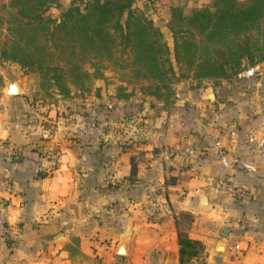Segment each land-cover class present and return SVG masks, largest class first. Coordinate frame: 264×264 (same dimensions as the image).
I'll list each match as a JSON object with an SVG mask.
<instances>
[{
    "label": "crops",
    "instance_id": "1",
    "mask_svg": "<svg viewBox=\"0 0 264 264\" xmlns=\"http://www.w3.org/2000/svg\"><path fill=\"white\" fill-rule=\"evenodd\" d=\"M260 64L264 69L262 60L256 72ZM59 97L72 96L47 98L55 106L39 121L0 126V176L9 181L7 187L0 185V264H181L175 217L132 222L123 255L116 253V238L102 236L103 227L92 217L100 200L109 197L104 186L129 174L134 151L121 145L117 129L105 132L90 123L78 129L69 123L56 106ZM80 99L83 106L88 98ZM252 101L244 96L238 102ZM231 118L223 120L222 139L217 132L210 134L206 154L198 155L196 149L188 157L175 144L169 156L167 150L156 155L145 149L137 164L136 176L146 187L141 196L155 195L150 190L162 182L180 207L194 214L186 231L203 248L183 264H264V153L250 150L244 139L264 133V111H239L235 126ZM168 173L175 182H166ZM220 176L249 186L253 198L241 200L216 188L213 181ZM129 186L137 189L134 183ZM220 242L222 249L217 248Z\"/></svg>",
    "mask_w": 264,
    "mask_h": 264
},
{
    "label": "rangeland",
    "instance_id": "2",
    "mask_svg": "<svg viewBox=\"0 0 264 264\" xmlns=\"http://www.w3.org/2000/svg\"><path fill=\"white\" fill-rule=\"evenodd\" d=\"M84 1L57 0L44 14L58 20L60 13L69 5L82 6ZM210 2L211 0L133 1L132 9L151 19L161 29V37L169 47L168 55L172 61L174 72L169 71V86L160 87L161 95L154 92L156 86L161 85V82L144 77L142 71L137 72L138 76L136 77L130 71L133 70L131 68L122 71L105 67L102 76L92 79L90 90L87 89V91L86 88L83 89L78 85H70L71 92L68 96L71 95V99L63 100L59 97L60 100L55 101L61 114L66 112V115L69 116L67 121L74 123L78 129H82L81 126H85L87 123H90L92 127L96 125L97 128H102V131L105 132L108 129H117L122 136L118 139L122 142L121 145L128 146L134 151L128 160L129 174H124L120 180H114L104 186V188L110 189L109 197L100 200V205L92 217L103 227V237L116 238L119 242L124 234L127 236L131 234L130 225L137 220L160 221L168 218L173 221V217H175L176 228L186 230L194 214L180 207L179 203L170 196V190L165 184L159 182L150 190L155 192V195L141 196V190L146 187L141 181V177L136 175L139 174L137 164L141 160L140 157L145 155V149L156 155L167 150L169 156V150L178 144L183 147L182 150L186 151L188 157H194L196 149L199 150L198 155L206 154V146L210 143L211 133L217 132L219 136L216 134L218 136L216 138L222 139L226 129V122L223 123V120L232 117L229 121L233 122L235 126L233 117L239 111L255 109L264 111V99L260 102V97L264 96L262 64L256 73L248 77L241 74L244 68L226 77L210 78L197 77L193 67L187 68L175 62L173 36L167 25L170 6L181 4L184 12H189L194 7L208 5ZM7 8L8 0H0L2 18L0 45L7 38L5 22ZM125 14L122 17V22L125 19ZM118 54L124 58L129 55V52L120 45ZM247 64L255 65L257 63L247 61ZM85 66L90 70L94 68L91 61H87ZM165 67H168V63ZM11 75L16 76L22 85V91L16 94L18 98L4 93L6 80ZM205 90H213L215 98L205 97L203 95ZM55 93L59 92L45 84L38 72L26 69L17 61L0 56V126L14 125L15 121L16 123L22 121L25 126L37 119L39 121L42 115H46L50 106H55L46 103L47 98ZM74 96L77 98H73ZM244 96L253 97V101L239 103L240 98ZM80 97L88 98L83 106L79 101ZM61 114L58 113V115ZM217 114H223L225 118L217 119ZM244 139L250 145V150L253 148L259 150L257 146L259 138L254 135L251 137L244 135ZM211 140L213 139L211 138ZM147 142L151 143L148 148L145 146ZM186 147L193 150H186ZM110 172L106 173L107 179ZM166 182H175L174 174L168 173ZM131 183L135 184L136 190H132L130 186L126 187ZM127 188H130L131 191H128ZM133 215L136 216L133 217ZM160 217L162 219H159Z\"/></svg>",
    "mask_w": 264,
    "mask_h": 264
},
{
    "label": "trees",
    "instance_id": "3",
    "mask_svg": "<svg viewBox=\"0 0 264 264\" xmlns=\"http://www.w3.org/2000/svg\"><path fill=\"white\" fill-rule=\"evenodd\" d=\"M56 1L8 0L0 56L38 72L64 96L70 85L90 90L105 67L131 68L136 77L142 71L161 82L154 91L158 95L161 86H169V71L174 72L169 47L161 29L132 9L134 0H85L82 6L69 5L58 20L44 14ZM1 21L0 15V31ZM167 25L176 64L193 67L197 77H226L250 66L247 61L264 60V0H211L189 12L173 4ZM120 45L127 57L118 54ZM177 240L181 264L203 248L185 229H177Z\"/></svg>",
    "mask_w": 264,
    "mask_h": 264
},
{
    "label": "built area",
    "instance_id": "4",
    "mask_svg": "<svg viewBox=\"0 0 264 264\" xmlns=\"http://www.w3.org/2000/svg\"><path fill=\"white\" fill-rule=\"evenodd\" d=\"M257 70V64L255 65H250L248 67H246L241 74L243 76H250L252 74H254ZM215 144L216 146H220V140L216 139L215 140ZM257 146L260 152L264 153V133L259 137L258 141H257ZM109 177H111V175H109ZM0 185L3 186H8L9 185V181L8 179L0 176ZM213 185L218 188V189H224V190H228L234 197L239 198L241 200H249L251 198H253V192L251 190V188L245 184H240V183H236L234 182L231 178L229 177H225V176H220L215 178V180L213 181ZM235 247L238 248V242H235Z\"/></svg>",
    "mask_w": 264,
    "mask_h": 264
},
{
    "label": "water",
    "instance_id": "5",
    "mask_svg": "<svg viewBox=\"0 0 264 264\" xmlns=\"http://www.w3.org/2000/svg\"><path fill=\"white\" fill-rule=\"evenodd\" d=\"M22 91V85L20 83V81L18 80V78L16 76H9L6 80V85L4 88V93L10 94V95H16L19 94ZM203 95L205 97H207L208 99H214L215 98V93L213 90H205ZM146 104V103H144ZM143 104V105H144ZM206 196H203V201L206 202ZM228 227L224 228V235L228 234ZM127 242H128V236L126 234H124L120 241L117 243L116 246V253L123 255L127 252ZM123 247L125 248V250H123ZM218 249H222L223 248V243L220 242L217 246Z\"/></svg>",
    "mask_w": 264,
    "mask_h": 264
},
{
    "label": "bare ground",
    "instance_id": "6",
    "mask_svg": "<svg viewBox=\"0 0 264 264\" xmlns=\"http://www.w3.org/2000/svg\"><path fill=\"white\" fill-rule=\"evenodd\" d=\"M123 250H125V248L123 247Z\"/></svg>",
    "mask_w": 264,
    "mask_h": 264
}]
</instances>
